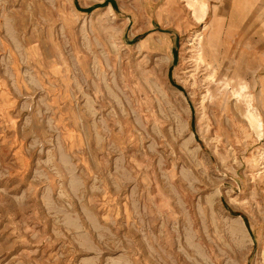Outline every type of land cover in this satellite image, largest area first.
Wrapping results in <instances>:
<instances>
[{
	"label": "rangeland",
	"instance_id": "rangeland-1",
	"mask_svg": "<svg viewBox=\"0 0 264 264\" xmlns=\"http://www.w3.org/2000/svg\"><path fill=\"white\" fill-rule=\"evenodd\" d=\"M167 1L0 0V264H264V0Z\"/></svg>",
	"mask_w": 264,
	"mask_h": 264
},
{
	"label": "bare ground",
	"instance_id": "bare-ground-1",
	"mask_svg": "<svg viewBox=\"0 0 264 264\" xmlns=\"http://www.w3.org/2000/svg\"><path fill=\"white\" fill-rule=\"evenodd\" d=\"M170 2L172 3V0H169L166 3H164L162 7L159 9V11L157 12V14L161 15L163 14V12L164 13L174 12V14H177L178 13L177 11H173L170 8V4H171ZM174 5H176V3H174ZM237 6L238 5H236L235 3L231 4L229 21H228L226 28L223 26V24L225 23V20L222 17L215 16V18H213L211 22L205 23L203 25L204 32L202 33L200 31L202 34L198 36V42H197L196 54H195L197 59L196 58L195 59L197 60V62L205 63V65L212 71L213 77L215 76V72L219 69L222 59L226 57L225 47L229 46L228 43H226V41L235 32L238 26L237 25L238 23L236 24V22L244 18L248 12L247 10L243 8H237ZM209 7H210L209 4H207L206 2L196 1V0L187 1L185 4V9L189 10L191 14L193 15V17H195L196 20L201 21V22L205 21L208 11H209ZM207 26L210 29L208 33H207L208 31ZM243 85L244 84L241 82L239 84V89H242L244 87ZM240 97H242L244 100L243 103L245 104V109H246L244 111L247 113L248 123L261 130L262 124L260 120H258L257 114H255L254 111H252L253 105L251 103V99L249 98V95L248 94L241 95L240 93H238V100Z\"/></svg>",
	"mask_w": 264,
	"mask_h": 264
},
{
	"label": "crops",
	"instance_id": "crops-1",
	"mask_svg": "<svg viewBox=\"0 0 264 264\" xmlns=\"http://www.w3.org/2000/svg\"><path fill=\"white\" fill-rule=\"evenodd\" d=\"M107 9L109 10V11H112L111 10V7L109 8V7H107ZM72 15L70 14L69 16H68V18H71L72 19ZM142 43H144V42H142ZM147 43H149V42H147ZM165 50H167V47L166 48H164ZM65 72H66V70L65 69H63V70H60V74H61V76H63V75H65ZM63 73V74H62ZM60 76V77H61ZM101 120H102V122L104 123V126H106V127H108V126H110V124H108L107 123V121L105 120V119H102L101 118ZM60 123H58V125H59Z\"/></svg>",
	"mask_w": 264,
	"mask_h": 264
}]
</instances>
